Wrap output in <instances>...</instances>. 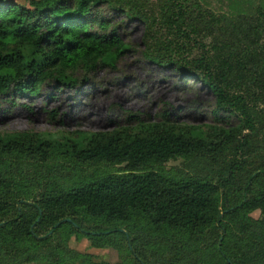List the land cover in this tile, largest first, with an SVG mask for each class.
Wrapping results in <instances>:
<instances>
[{
	"label": "trees",
	"instance_id": "16d2710c",
	"mask_svg": "<svg viewBox=\"0 0 264 264\" xmlns=\"http://www.w3.org/2000/svg\"><path fill=\"white\" fill-rule=\"evenodd\" d=\"M248 1L218 15L197 0H0V107L9 95L73 88L79 74L114 68L131 48L118 21L145 24L146 58L216 101L204 126L180 127L166 113L56 145L0 134L1 220L14 213L0 223V255L10 259L0 264H107L71 250L75 235L117 250L122 264H264V2ZM157 23L170 38L158 37ZM23 157L126 167L33 194L21 183ZM179 159H200L206 175L149 170Z\"/></svg>",
	"mask_w": 264,
	"mask_h": 264
},
{
	"label": "rangeland",
	"instance_id": "374dc122",
	"mask_svg": "<svg viewBox=\"0 0 264 264\" xmlns=\"http://www.w3.org/2000/svg\"><path fill=\"white\" fill-rule=\"evenodd\" d=\"M10 1L28 5L32 0ZM197 1L218 15L231 14L236 4L249 2ZM151 2L155 4L157 0ZM153 12L157 16L156 5ZM118 24H121L120 33L125 43L131 48L114 68L102 67L88 76L79 74L81 81L73 88H59L49 83L37 96L4 97L0 107V134L28 133L33 143L43 139L56 145L127 127L130 116H138L145 123H151L162 120V115L168 113L170 120L180 127L211 124L216 109L213 94L199 81L186 79L175 69L159 66L146 58L148 30L145 24L138 21H126L123 24L118 21ZM154 29L159 38L163 40L166 37L170 38L160 24H155ZM198 54L199 51L194 50L192 57H197ZM225 119L231 124H236V118L226 116ZM33 157L39 155L34 154ZM22 159L25 167L21 168V183L29 186L33 194L42 192L45 182L57 181V184H63L78 179L92 180L93 177L123 174L126 167L111 164L79 166L63 160L62 157L48 158L46 162H38L31 158L28 161L24 157ZM160 169L169 172L183 170L187 175H206V165L200 159L191 166H187L183 159H179L163 165H153L149 170ZM13 214L4 215L6 221L12 218ZM2 215L3 213L0 214V223L6 222L1 220ZM252 216L258 219L261 213L256 211ZM69 247L82 255L92 256V262L95 263L122 264L125 260L117 250L109 247L96 248L87 238L76 235L70 239ZM4 255H0V260L5 259ZM5 260L10 263L8 257Z\"/></svg>",
	"mask_w": 264,
	"mask_h": 264
}]
</instances>
